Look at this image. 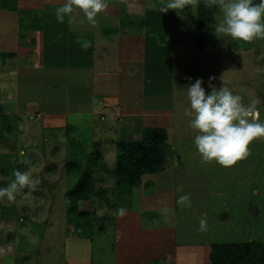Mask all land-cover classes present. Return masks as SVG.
Returning <instances> with one entry per match:
<instances>
[{
    "label": "crops",
    "instance_id": "crops-1",
    "mask_svg": "<svg viewBox=\"0 0 264 264\" xmlns=\"http://www.w3.org/2000/svg\"><path fill=\"white\" fill-rule=\"evenodd\" d=\"M63 3L16 0L15 11L0 10V187L15 169L36 173L42 162L50 168L39 187L66 197L78 181L68 164L89 166L93 197L79 209L110 224L114 264H210L204 244L179 241L170 215L160 211L174 200L167 156L165 169L142 175L130 198L114 193L117 144L139 142L151 127L165 129L167 143L183 115L174 106L170 45L129 24L143 18L148 0H108L94 25L75 8L72 19L57 23Z\"/></svg>",
    "mask_w": 264,
    "mask_h": 264
},
{
    "label": "rangeland",
    "instance_id": "rangeland-1",
    "mask_svg": "<svg viewBox=\"0 0 264 264\" xmlns=\"http://www.w3.org/2000/svg\"><path fill=\"white\" fill-rule=\"evenodd\" d=\"M203 1L212 17L203 27L197 23V0L195 4L165 12V41L172 51L174 106L183 113L166 143V153L172 169L168 176L175 182L173 204L167 213L169 222L175 225L179 241L204 244L207 261L210 244L264 243V138L254 139L247 158L231 167L203 162L193 143L195 133L189 127L183 88L192 82L188 77L193 81L200 77L206 91H210L207 81L212 76L217 88L224 84L242 97V103L249 108V118L258 113L259 120L264 121V39L242 42L217 35L215 25L222 12L218 4L209 6L208 0ZM148 2L150 9L159 11L162 0ZM161 32L163 35L164 29ZM196 36L210 38L211 47H196ZM37 166L38 171L33 173L39 181L35 190L24 189L16 202L0 199V250L7 254L5 257L0 253V264L5 260L7 264H114L116 238L110 224L94 212L90 215L94 220L90 242L77 239L74 224L68 219V208L64 207L66 197L39 187L40 183L45 185L41 175L50 167L42 162ZM178 187L182 191L178 192ZM183 193L190 194L189 207L176 204ZM108 214L113 215V211ZM201 218L207 221L206 231L199 230ZM103 226L106 229L102 234ZM193 262L192 259L190 264H197Z\"/></svg>",
    "mask_w": 264,
    "mask_h": 264
},
{
    "label": "clouds",
    "instance_id": "clouds-1",
    "mask_svg": "<svg viewBox=\"0 0 264 264\" xmlns=\"http://www.w3.org/2000/svg\"><path fill=\"white\" fill-rule=\"evenodd\" d=\"M187 3L195 4L196 0H162L158 6L161 13L169 9H180ZM209 6L219 5L222 18L215 25L217 35H226L233 41L251 42L264 39V0H208ZM108 7V0H65V3L55 8L57 23H64L65 18L72 19L74 8L93 25L96 17ZM82 49L90 45L87 41L80 44ZM185 88L188 107L185 109L189 117V127L194 131L193 143L201 160L205 163L215 162L223 167H231L238 160L249 155V145L256 138H264V121L259 120L258 113L249 118V108L242 103V97L235 94L224 84L217 88L215 79L209 76L206 91L205 81L197 77ZM24 155L23 152L20 153ZM14 178L4 187H0V199L16 202L17 196L24 189L33 191L39 182L34 178L29 166L21 171L15 169ZM177 191H182L177 188ZM179 207H189V193H183L176 199ZM162 214H167V207L161 208ZM117 215H126V208L121 206ZM200 231L207 230V221L201 218Z\"/></svg>",
    "mask_w": 264,
    "mask_h": 264
},
{
    "label": "trees",
    "instance_id": "trees-1",
    "mask_svg": "<svg viewBox=\"0 0 264 264\" xmlns=\"http://www.w3.org/2000/svg\"><path fill=\"white\" fill-rule=\"evenodd\" d=\"M197 23L199 27L212 21L211 14L203 0H197ZM0 10L15 11L16 0H0ZM167 13L147 8L143 18L131 20L140 30H146L155 36L160 43L166 41ZM164 29V36L162 35ZM199 35V34H198ZM210 39V38H209ZM208 39V40H209ZM206 36H196V47H211ZM211 41V40H210ZM167 133L163 128H144L139 142H119L116 146L114 193L130 198L132 190L140 185L144 174H155L165 169L167 156ZM89 160V159H88ZM91 160H93L91 158ZM69 175H78L76 185L67 193V214L74 224V235L83 239H91L94 211L79 209V204L91 201L93 193V177L91 167L70 162L67 166ZM103 228L100 227V230ZM102 232V231H101ZM210 264H264V243H223L212 244L209 251Z\"/></svg>",
    "mask_w": 264,
    "mask_h": 264
}]
</instances>
